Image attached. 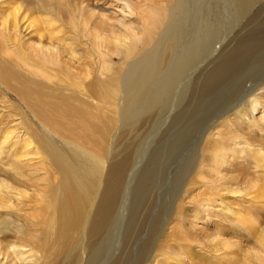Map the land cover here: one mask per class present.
Instances as JSON below:
<instances>
[{"label":"bare ground","instance_id":"obj_1","mask_svg":"<svg viewBox=\"0 0 264 264\" xmlns=\"http://www.w3.org/2000/svg\"><path fill=\"white\" fill-rule=\"evenodd\" d=\"M139 2L0 0V85L37 124L17 121L0 130V162L4 160L0 163V264H125L127 258L121 260L120 252L114 261L102 259L104 251L118 252L123 231L118 235L116 226L125 218L129 202L132 181L127 180L132 176L128 174L138 164L137 154L128 153L131 146L125 144L122 151L123 143L116 149L120 146L117 142L115 147L114 139L126 119L141 122L142 115L149 114L150 119L153 109L172 105L171 96L181 83L185 85L183 75L198 45L196 35L191 36L193 47L188 44L191 48H181V56L173 55L182 45L177 25L181 21L174 24L161 5L155 10ZM239 2L243 5V0ZM110 5L121 7L124 16H116ZM89 55L94 63L85 62ZM4 98L0 100L5 104ZM263 100L264 82L220 117L219 125L227 132H206L193 173L208 192L194 196L196 203L191 206L199 208L193 207L194 212L184 208L178 196L168 215L171 231L156 241L151 261L143 257L138 264H264ZM115 150L122 151L121 156ZM240 165L251 170L247 174L252 178L238 191L229 185L235 178L219 172L224 167L238 170ZM219 177L225 183H217ZM191 178L189 186L196 185ZM223 193L230 202L222 206L217 202ZM144 200L142 205L148 204ZM215 204L220 211L214 210ZM208 208L215 218L211 234L224 233L228 240H208V230L197 225L196 213ZM247 232L253 234V246L240 251L237 239ZM218 245L223 250H215ZM189 247L197 251H186ZM185 254L193 256L190 262L184 261Z\"/></svg>","mask_w":264,"mask_h":264},{"label":"rangeland","instance_id":"obj_2","mask_svg":"<svg viewBox=\"0 0 264 264\" xmlns=\"http://www.w3.org/2000/svg\"><path fill=\"white\" fill-rule=\"evenodd\" d=\"M138 1H140L139 3H146L144 7H153V9L156 7L157 9H160L161 5V8L167 11V16H171L173 23H178L181 21V23L178 24L174 23L178 25L182 38L180 40V44L182 45H179L177 47L178 49L175 48L173 52V55L176 53L175 56L178 54L176 57L181 56L182 52H184L181 48H184L185 46H188V48H191V46L193 47V38H191V36L194 37V35H196L199 37H194V39L198 40L194 41L198 42L196 43L198 45L196 47V44L194 43L196 49L194 48L195 52H193L196 56L195 53L197 51V56L196 58L195 56L194 58L191 56L194 59L193 63H191L189 66L187 74L185 71L183 75L184 81L182 82L185 83L184 86L186 88L182 86L183 83H181L179 88H177V90H179H176L177 92H174V95L171 96L170 102L172 101V105L170 104V106L168 103L165 105V107L163 106L162 108L153 109L155 113L153 114L152 111L149 112L151 115H153V117L150 116V119L147 117L149 114H144L147 119L144 117V115H142L143 117L141 116L139 118L141 122L136 119L137 121L134 120L130 123V121L126 119V116H124L126 120L123 123H120L124 125V128L121 125L120 127L126 133L122 130L119 131L121 129L119 127L116 135V137H119L114 139V144H117L118 142L119 145H117L120 146L116 149H120L123 143L124 146L125 144H129L128 146L126 145L127 147L131 146V148L128 150V153H130V151L135 153H131L130 157H134L132 154H137V157H135L138 164L136 163L133 167L136 171V174L134 173V170L132 174L131 172L128 174V176H132L130 180H127L128 183L132 181L131 185L129 186V202L126 208L127 210L125 218L116 226L119 228L116 230L118 235L120 230L123 231L121 240L118 242V252L114 251V253L112 252L111 254V251L109 253V251L103 250L105 258L103 257L102 259L104 262L105 259L106 262L114 261L118 259L117 255L120 252V254H122L121 260L124 258V256L127 258L124 259L125 264H138V259L141 261L143 257L144 260L146 258L148 262L151 261L150 259H152L154 254L153 247L156 245V241L157 243L160 242L163 240L164 235L166 236L168 232L171 231V229L168 228H170V226L172 227L173 223H170L171 218L169 216H171V210H173L178 196L182 199L184 208L188 207L191 212L199 209L195 205L191 206V204H193V202L196 203V197L200 198L206 194L208 192V187L204 186L203 182L200 183L199 181L202 179L196 178L198 176H195V173H193L195 171L194 167L196 166V163L193 162H197L198 160L197 156L195 158V154H200V146L204 140H207V133L209 135L210 131H212L210 132V134H212L217 130L219 133L227 132L229 130L226 126L222 125V127L221 124L219 125V121L222 119L221 116L224 113L226 115V111L238 103L239 100L246 97V95H248L253 88L264 82V0H243V5L240 4L239 0ZM110 9H112V11L114 10L113 12L114 14L116 13V16L119 14L124 16L125 14V12L121 10V7L118 8L117 6L115 7L114 5H110ZM184 11L186 13H184ZM0 18H3L2 15ZM165 24L161 29H164ZM206 24L209 25V27L207 26L208 28L204 26ZM183 30H185V33L187 32V34H185ZM194 32L196 33L193 34ZM206 32L209 33L206 34ZM190 40L192 41L189 42ZM84 44L83 48L87 46L86 43ZM85 49L86 50L84 51H88L87 54H90V51L87 48ZM173 57L174 56H172V58ZM90 59L84 61L88 64H90L89 61H93L92 63L96 61ZM112 60L113 62H117L114 57ZM194 66H196V70ZM185 74L186 76L188 75L187 78L190 77L191 80L189 78L187 80ZM2 87L3 86L0 85V92H2V94L0 93V96L2 95V99L5 96L6 101L3 100L5 102L4 104L0 100V107H2L0 109V130L3 127L12 126L14 122L17 121L33 122L36 126V122L31 119V115L29 112H27L25 106L22 103H19L20 101H18L17 98L10 92V96H8V90L6 91ZM182 91L183 94L180 95ZM174 96H176V98H174ZM177 96H180L178 101H176L178 98ZM18 104H22L20 105L21 108L18 107ZM23 108L24 111L26 110V112L23 111ZM25 114H28L29 117H27V115L24 116ZM8 116L10 117L7 118ZM216 118L217 120H215ZM145 120H148L147 123ZM127 127H130V130ZM19 129L22 128L19 127ZM37 130H41L40 127H38ZM127 133H130L129 137ZM125 135H127L126 138L124 137ZM203 137L206 139H203ZM126 146L121 148L122 151L124 148H126ZM113 149L114 148H112V151L114 152ZM122 151L119 150L118 152V150H115L116 153L114 154L119 157L121 156L119 154H121L120 152ZM194 159L196 161H194ZM0 163L3 164L4 160ZM234 163L237 164L236 166H238V161ZM239 168L240 169L236 170L233 168L224 167L219 173L224 175L226 178H235L229 185L231 188H236L238 191H241L243 189V183L245 181L251 180L252 174H247L248 169L246 166L244 167L240 165ZM234 172L237 173V175ZM233 175L235 177H233ZM134 176L136 177L134 178ZM190 178V182H195L196 185L192 183V185L189 186ZM196 179H198V181ZM218 180L217 183H225L222 179H220V177ZM183 182L185 185L181 184ZM182 186L183 188H181ZM186 186H189L188 189L190 192L187 190ZM191 187H196L197 189H192ZM201 189L202 191H200ZM186 191L191 194L190 197L189 194H186ZM191 191H194L193 194ZM224 195L218 197L219 202H217V204L223 206L225 203L230 202L228 201V197ZM143 197L145 198L144 201H148V204L142 205ZM233 204L242 209L240 203L233 202ZM144 206L148 208H145ZM219 206L217 205V209L214 210L220 211ZM211 211L214 212L209 208L207 211H198L199 213H196L197 218H195L197 219V225L200 226L201 224L202 227L204 226V229L208 230V234L206 235L207 238H210L208 240L219 241L221 240L220 238H222L223 241L228 240L229 235L224 233L218 235L211 234L212 227L215 225V218L213 217L214 219H212L210 217L212 214ZM253 219L255 218L253 217ZM122 222L123 224H121ZM208 235H210V237ZM247 236L250 237L253 236V234L247 232L246 235L237 239V245L243 246V248L242 246H239L241 247L239 248V250L241 249L240 251L243 249L247 251L248 248L253 246V239L250 237L252 241L251 243ZM101 238L102 236H100L98 239L100 240ZM211 238H213V240ZM202 239L205 242L207 240L204 238ZM244 245L246 248H244ZM221 248L222 247L218 245V247H215V250L218 249L217 251H220ZM232 249L230 250L233 251ZM190 250L197 251V249L193 247H189L186 251ZM103 251H101V254ZM115 254H117L116 257L114 256ZM184 256L185 258L183 257V259L186 262H190V259L193 258V256H190L189 254H185Z\"/></svg>","mask_w":264,"mask_h":264}]
</instances>
